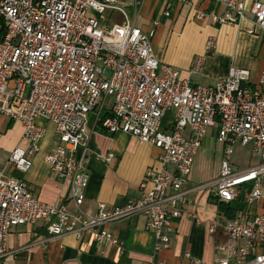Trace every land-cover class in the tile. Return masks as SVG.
Returning <instances> with one entry per match:
<instances>
[{"label":"built area","instance_id":"2783aa9c","mask_svg":"<svg viewBox=\"0 0 264 264\" xmlns=\"http://www.w3.org/2000/svg\"><path fill=\"white\" fill-rule=\"evenodd\" d=\"M217 2L222 10H195V20L234 25L249 13L254 27L246 31L253 34L257 28L264 42V0H251L248 8L244 0ZM137 5L138 0H0V115L19 121L28 143L12 150L8 165L22 172L30 168V156L44 136L36 120H47L57 141L43 160L53 178L68 184L75 205L71 211L62 200L44 202L26 179L0 171V264L9 257V231L36 222L50 236L74 234L106 246L122 244L106 228L110 223L141 213L155 250L167 248L188 202L187 177L209 127L222 143L223 157L218 177L207 187L225 203L246 183L251 190L245 211L209 223V231L220 225L225 236L215 240L211 261L190 252L184 256L190 264H264V61L255 84L247 69L235 66L213 84H192L155 57L151 34L131 22ZM213 45L208 37L205 50ZM199 69L200 60L192 71ZM106 105L110 115L102 117ZM89 112L106 132L122 131L160 150L159 167L144 172L141 187L147 182L151 187L142 197L116 206L99 202L94 215L80 210L89 181ZM235 144L249 146L260 162L236 170ZM96 157L109 163L113 154Z\"/></svg>","mask_w":264,"mask_h":264},{"label":"crops","instance_id":"0c3cea01","mask_svg":"<svg viewBox=\"0 0 264 264\" xmlns=\"http://www.w3.org/2000/svg\"><path fill=\"white\" fill-rule=\"evenodd\" d=\"M244 1L248 8L251 0ZM195 10L220 11L222 8L217 0H191L188 4L178 0H138L137 7L131 9V22L151 34L155 57L174 67L181 78L192 84H213L224 77L231 66L247 69L250 81L257 83L264 61V42L257 28L253 34L246 31L254 27L253 16L248 13L234 25H218L207 20L198 23L194 18ZM208 37L214 38V45L205 50ZM199 60L200 69L192 71ZM261 88L264 90V85ZM103 112L110 113L107 105ZM96 119L94 112L87 114L89 181L80 205L85 215H94L99 202L116 206L129 198L139 199L151 187L150 182L141 187L144 172L159 167L158 148L141 143L122 131L108 133L97 125ZM36 122L44 129V136L30 156V168L22 172L8 165V158L16 146L28 147L22 125L0 115V171L4 170L16 179H26L38 199L49 203L62 200L69 210H75L68 196V184L53 178L43 160L45 152L56 145L54 127L43 118ZM168 122L167 114L163 124ZM202 143L185 185L188 202L181 209L167 248L155 250V238L141 213L110 223L106 228L118 236L119 241L129 234L122 244L106 246L74 234L50 236L45 227L36 222L9 231L6 264H158L161 261L164 264H190L185 252L202 261H211L215 240L224 241L225 236L220 225L209 231V223L226 217L219 209L221 200L207 184L218 177L223 146L216 139L213 127L207 129ZM108 152L113 154L109 163L96 157ZM167 168L174 169L172 165Z\"/></svg>","mask_w":264,"mask_h":264},{"label":"rangeland","instance_id":"374dc122","mask_svg":"<svg viewBox=\"0 0 264 264\" xmlns=\"http://www.w3.org/2000/svg\"><path fill=\"white\" fill-rule=\"evenodd\" d=\"M113 21L119 22L120 18L114 16ZM231 158L236 170H243L260 162L259 156L249 146H241L240 144H235L232 147Z\"/></svg>","mask_w":264,"mask_h":264},{"label":"trees","instance_id":"16d2710c","mask_svg":"<svg viewBox=\"0 0 264 264\" xmlns=\"http://www.w3.org/2000/svg\"><path fill=\"white\" fill-rule=\"evenodd\" d=\"M109 115L110 113L108 112L102 113V117ZM250 190H251V184L246 183L240 194L237 195V197L233 201L227 203L221 201L219 203L220 212H222L226 218H234L239 212L245 211L247 208V204L245 202V196ZM127 234L129 233H126V237L120 239L122 243H123L122 240L124 241L127 240Z\"/></svg>","mask_w":264,"mask_h":264}]
</instances>
